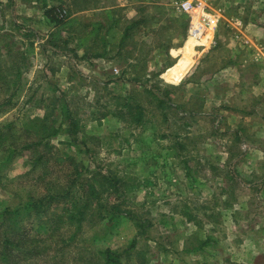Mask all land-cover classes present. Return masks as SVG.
<instances>
[{"label": "rangeland", "instance_id": "obj_1", "mask_svg": "<svg viewBox=\"0 0 264 264\" xmlns=\"http://www.w3.org/2000/svg\"><path fill=\"white\" fill-rule=\"evenodd\" d=\"M22 1L0 0V159L10 142L37 140L43 118L59 125L63 107L80 132L64 127L48 150L2 167L1 205L97 172L121 178L123 196L105 194L76 235L62 206L44 227L26 218V248L10 264H264V0H203L222 17L193 39L181 0L57 1L59 26ZM110 6L120 19L98 58L91 30L112 23ZM181 48L189 69L172 82ZM125 97L144 107L142 125L115 116ZM111 203L119 221L103 217Z\"/></svg>", "mask_w": 264, "mask_h": 264}, {"label": "trees", "instance_id": "obj_2", "mask_svg": "<svg viewBox=\"0 0 264 264\" xmlns=\"http://www.w3.org/2000/svg\"><path fill=\"white\" fill-rule=\"evenodd\" d=\"M53 1L54 0L50 3H42L43 16L48 23L59 26L63 23V16H65L66 9L57 6V4H54ZM57 1L63 3L62 0ZM117 9V6L104 7L102 11L106 14V16H108V20H112V23L102 24L100 21H97L94 23L91 30V33H95V35L100 36L101 46H103V52L95 53V56L98 58L103 57L107 53L106 48L109 45L107 36L109 35L110 30L116 26L117 22H119L118 19H120L114 18V14L118 13ZM142 21V19L137 20L131 24L133 26L125 27L124 34L119 40L120 46H122L127 38L132 35V31L134 29L133 27L141 24ZM103 29L105 31L102 34L101 31H103ZM83 39L80 38V41H83ZM189 39L187 40L185 46H187V43L190 42ZM185 46L183 48H185ZM176 51L178 54V49H173V54H175ZM117 53H121V48H118ZM172 64L173 63H171V65ZM132 99V97H125V101L121 102V107L115 111V116L119 119L129 121L131 124L142 125L145 121L144 107ZM156 99L161 103L164 102L161 98ZM61 116L63 120L59 125L54 124L55 120L49 122H47L46 118L40 120L43 122V125L36 128L35 133L37 140H29L20 147L17 146L15 142H10L8 147L4 150V158L0 159V170L2 167L7 166L16 155H22L24 151L23 149L38 151L39 146L42 145L44 146V149L48 150L49 146L52 145V138L60 133L61 129L64 127L66 132L73 137V140H75L80 132L79 121H76L74 116L70 114L67 107H63L61 110ZM1 141L2 140H0V143ZM43 157L42 153L36 155L33 166L36 167ZM97 173L91 175L89 179L80 177L78 186L76 185L75 178H73V183L63 186L61 190L57 188V184L47 181L46 193L39 196H30L27 200L20 203L16 207L3 203L1 205L0 202V233L2 236L0 241V264H10L13 249H16L17 247H19V249H21V247L26 248L25 240L28 237L25 231L26 226L24 223L26 218L34 216L37 221L41 222V226L44 227L43 217L46 216L52 220L55 215V208L62 206L65 215H67V219H69L71 223L75 224L74 235H76L81 231L82 224L86 220V217L91 214L89 209L93 211V204H102V199L105 194L106 196H123V191L120 186L121 178H110V176L104 175L102 172ZM1 179L2 177L0 173V181ZM119 211L120 204L111 203V206L106 210L107 213H110V216L104 215L103 217H109V220L111 221H119L121 216ZM52 212L54 213L53 215L51 214Z\"/></svg>", "mask_w": 264, "mask_h": 264}, {"label": "built area", "instance_id": "obj_3", "mask_svg": "<svg viewBox=\"0 0 264 264\" xmlns=\"http://www.w3.org/2000/svg\"><path fill=\"white\" fill-rule=\"evenodd\" d=\"M177 4L180 11L190 16L189 33L195 38L204 35L209 28L214 29L222 17L221 10L209 13L203 0H181Z\"/></svg>", "mask_w": 264, "mask_h": 264}, {"label": "crops", "instance_id": "obj_4", "mask_svg": "<svg viewBox=\"0 0 264 264\" xmlns=\"http://www.w3.org/2000/svg\"><path fill=\"white\" fill-rule=\"evenodd\" d=\"M25 1H29V3H41V5H42V3H44V2H47V3H50V2H52V0H23L22 2H25ZM53 3L54 4H56L57 3V0H54L53 1ZM41 14L43 15V8H42V12H41ZM192 36V35H191ZM193 38H195L194 36H192V38L191 39H193ZM179 50V52H178V54H182V56L178 59V61H177V63L173 66V67H171V68H169L168 70H167V72L166 73H168L167 74V77H168V80L169 81H172V82H177V81H179L181 78H182V76L188 71V69H189V67H184L183 65H179V63H180V61H181V59L182 58H184L185 57V51L181 48V49H178ZM177 53V52H176ZM178 54H176V55H178Z\"/></svg>", "mask_w": 264, "mask_h": 264}]
</instances>
